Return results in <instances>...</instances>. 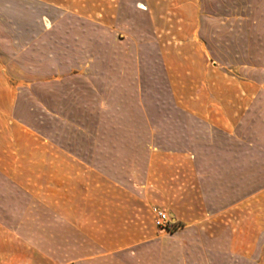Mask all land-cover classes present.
<instances>
[{
  "label": "rangeland",
  "instance_id": "rangeland-1",
  "mask_svg": "<svg viewBox=\"0 0 264 264\" xmlns=\"http://www.w3.org/2000/svg\"><path fill=\"white\" fill-rule=\"evenodd\" d=\"M52 2L63 25L27 43L26 55H0L15 100L10 123H0V164L34 163L35 148H59L81 162L136 165L126 173L132 179L155 149L196 153L198 172L209 177L226 171V154L214 151L231 147L234 214L227 217L225 189L216 193L206 179L210 222L195 234L165 236L166 252L149 259L264 264V0ZM9 42L6 53L15 47ZM218 116L244 117L235 139L213 126ZM18 175L0 172V181ZM13 190L0 187V202Z\"/></svg>",
  "mask_w": 264,
  "mask_h": 264
},
{
  "label": "crops",
  "instance_id": "crops-1",
  "mask_svg": "<svg viewBox=\"0 0 264 264\" xmlns=\"http://www.w3.org/2000/svg\"><path fill=\"white\" fill-rule=\"evenodd\" d=\"M52 1L0 0V55H26L27 43H39L52 27L63 25L57 14L61 9ZM67 1L70 5L71 0ZM137 10L145 8L139 5ZM5 28L16 35H6ZM27 29L33 32L28 35ZM6 40L15 46L7 53ZM258 72V92L264 95V67ZM14 103L0 56V123H10ZM243 119L210 118L232 140ZM214 152L226 154V171L209 177L198 172L196 153L155 149L147 153L142 174L132 179L126 173L138 166L110 163L103 151L99 152L101 162L91 163L59 148L40 147L31 153L34 163L0 164V172L19 173L17 179L0 181V187L15 189L0 202V264H156L149 258L155 251L166 252L165 236L195 234L212 219L207 180H212L216 193L219 187L225 189L227 217L234 214L235 151L229 147ZM26 173H33V179ZM259 200L264 229V190ZM153 207L171 215L178 226L175 233L155 228Z\"/></svg>",
  "mask_w": 264,
  "mask_h": 264
},
{
  "label": "built area",
  "instance_id": "built-area-1",
  "mask_svg": "<svg viewBox=\"0 0 264 264\" xmlns=\"http://www.w3.org/2000/svg\"><path fill=\"white\" fill-rule=\"evenodd\" d=\"M152 215L154 226L158 231L166 234H172L178 230V226L175 221L164 209L160 207H153Z\"/></svg>",
  "mask_w": 264,
  "mask_h": 264
}]
</instances>
